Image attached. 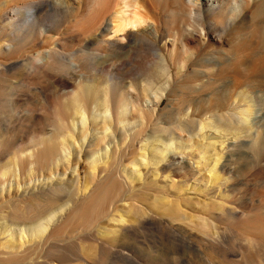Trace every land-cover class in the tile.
Wrapping results in <instances>:
<instances>
[{"label": "rangeland", "instance_id": "1", "mask_svg": "<svg viewBox=\"0 0 264 264\" xmlns=\"http://www.w3.org/2000/svg\"><path fill=\"white\" fill-rule=\"evenodd\" d=\"M28 3L42 5L35 20ZM87 3L0 0V264H264V15L245 7L232 22L198 27L186 51L177 40L164 56L171 70H155L153 46L113 57L99 29L80 37ZM175 9L148 0L165 38L156 48L183 32ZM148 78L166 95L150 126L139 112L124 124L144 130L134 163L130 149L116 150L125 135L107 117L74 114L87 124L67 126L75 93L91 88L117 105ZM99 129L114 150L88 146ZM170 138L181 156L162 165L151 147ZM51 214L52 229L32 234Z\"/></svg>", "mask_w": 264, "mask_h": 264}, {"label": "bare ground", "instance_id": "2", "mask_svg": "<svg viewBox=\"0 0 264 264\" xmlns=\"http://www.w3.org/2000/svg\"><path fill=\"white\" fill-rule=\"evenodd\" d=\"M174 1L176 2L178 11H176V9L173 11L177 12L183 18V21H181V29L183 30V32L179 30L177 31L175 30V34H174L175 36L173 41L171 42L172 44H170L167 40H165L161 48L159 47L156 48V46L158 44V41H163L165 38H162V32H161L162 28H161V24L158 22V19L154 17L148 10V0H88L85 12L82 14L80 19L79 17H77V20H75V22L76 21L77 22L75 23V25L74 24L73 25L76 27V31L80 37L84 33L92 32L99 29L100 33L99 36H97L98 41L103 43L105 47H109L110 50L114 51L112 52V54L113 53L114 54L113 55L111 54V56L113 57L116 54H118V56L121 57L127 55L134 56L135 51L139 47H142L146 44H148L150 47L153 46L154 47L153 52L155 53V55H158V53H162L161 64L159 65V67L157 66L158 68H156L155 70H171L170 65L167 63L164 56L165 55L173 56L175 53H177V46H176L177 40H180L182 43V51H186L188 49L187 41H189L195 35H198L201 32L198 30V27H201L202 30L206 31L207 28L214 29L216 27H219V25H224V23H228L230 21L232 22L244 11L245 7H247L250 11H256L259 12L261 15H264V0L259 2V4L257 0H174ZM41 6L42 5L40 4L35 5L28 3V5H26L25 8L27 9V11H30L33 14L34 17L33 20H35L37 18V14H39L40 12ZM18 9L20 8H17L16 10ZM219 16L223 18L222 21H219ZM108 20L109 23L106 22ZM105 24H106V28H103V25ZM108 34L109 35L111 34V37L116 38V40H111L112 38L108 39L107 38ZM180 36L182 37L180 38ZM85 45L87 46V44ZM55 50L52 49V47L48 48V50L46 51L47 52L46 60H48L53 55ZM70 66H76V65L70 64ZM160 77L159 79H161ZM64 83H65L64 84L65 87L69 86L68 81ZM153 87L154 85L152 79L148 78L140 87V89L133 88L134 90L132 92L134 91L135 92L134 94H132L131 99L129 101H125V98L127 97H125L124 94H121L119 101H117L119 105L118 104L114 105L113 98L111 97L112 95L111 94L109 95L108 93H106L105 101H103L100 98L101 96L98 97L97 93L91 88L85 89V91H82L81 93L79 92L80 94L77 92L78 94L75 93L77 95L75 94L73 95L74 97L72 102L73 106L72 105L69 106L70 108L69 114L71 115V119L68 120L66 118L68 120L66 124L71 129H76L77 125L84 126L85 124H87L86 122H84V120L80 121L81 118L79 119L75 117L74 114H79V116L81 117L83 116V118H85L87 117L86 113L90 112L91 119L93 121H97L99 124L102 121L100 120L102 117L104 116L107 117V119H109L111 123L115 124L114 126L115 129L120 134L125 135V137L123 138V142L119 145V147L116 150L122 151V150H126L127 148L130 149L128 153L132 154V157L130 156L132 159L131 162L134 163V161L138 158L136 156L138 152V144L143 140L144 130L143 129H142L143 131L142 130L136 131L135 129L128 130L127 128H129V126L127 127L124 124L127 121L130 114H132L133 112H139V115L141 113L143 114L142 117L146 120L147 127L150 126L148 123L153 119L152 117L156 115L157 109L159 108L158 106L161 104L162 99L166 95L164 90L159 94L158 92L154 91L156 90V88ZM144 104L147 107L151 106V110L145 109ZM148 110L151 111V113L150 112L148 113L147 112ZM191 119H192L191 123H194L195 120L193 118ZM111 126L108 127L111 128ZM155 131L156 130L152 129L151 131L152 134L155 133ZM98 132H101L102 135L94 136L93 143L89 144L88 146L95 145L97 147H100L101 145H104L107 151L114 150L111 147L110 142L109 144H107L105 137L106 131H104V129L103 130L99 129ZM151 132H149V134ZM132 141L133 143L131 144L130 147L129 143ZM175 142L176 141L174 139L170 138L168 141L165 142V145L162 148L157 146L151 147V150L158 153L155 154V157L156 159H158L159 162L162 161V165L175 164L176 160L178 159L176 157L181 156L178 153V150L174 149L173 145ZM170 145H172L173 147L169 148ZM208 147L209 145L206 146V148ZM57 148L58 145L56 144L54 146V150ZM212 158H214L212 163L216 167L218 164V161L216 159L218 158L216 157H212ZM143 181L144 182L143 185H141V189L145 187L146 188L150 187L151 184H149V182L145 181V179H143ZM163 199L164 201L161 202L167 207L169 212L177 216L176 206L178 204L175 201L168 199V197L166 196ZM153 201L156 202L158 201V199L154 198ZM178 211L182 212V210L180 209ZM55 217H56L55 214H51L45 219H41L40 221L32 223L31 225L28 226V229L32 231V234L35 232H37L36 234H39L38 231L41 232V234L44 233V231L47 232V230L52 229L53 225L50 220L57 219ZM176 239H177L176 245L177 246L181 245L179 239L178 238Z\"/></svg>", "mask_w": 264, "mask_h": 264}]
</instances>
